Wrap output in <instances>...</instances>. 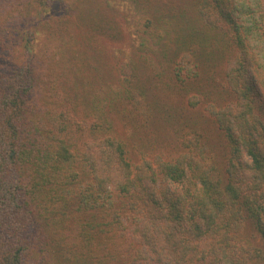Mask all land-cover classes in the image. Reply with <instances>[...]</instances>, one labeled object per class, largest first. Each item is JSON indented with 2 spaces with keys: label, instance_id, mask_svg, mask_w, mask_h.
<instances>
[{
  "label": "trees",
  "instance_id": "trees-1",
  "mask_svg": "<svg viewBox=\"0 0 264 264\" xmlns=\"http://www.w3.org/2000/svg\"><path fill=\"white\" fill-rule=\"evenodd\" d=\"M160 3L0 0V30L14 38L0 39L11 57L0 64V264H264V0ZM49 21L60 39L51 60L78 53L72 30L102 55L124 22L139 43L115 50L116 92L139 128L152 119L153 85L140 71L150 40L178 58L177 81L196 82L218 61L226 93L206 111L222 141L182 122L134 164L77 70L71 98L42 110L39 97L53 95L39 86L35 46Z\"/></svg>",
  "mask_w": 264,
  "mask_h": 264
},
{
  "label": "rangeland",
  "instance_id": "rangeland-1",
  "mask_svg": "<svg viewBox=\"0 0 264 264\" xmlns=\"http://www.w3.org/2000/svg\"><path fill=\"white\" fill-rule=\"evenodd\" d=\"M165 2L166 0H161L160 4L167 6ZM140 10L139 14L133 12L136 18L144 14L142 9ZM44 22H46V19ZM47 24L46 33L44 32L40 39L36 41L35 46L38 55V58H35V64L38 71L41 74L43 73V79L47 80L46 83L40 80L39 86L48 88L53 95L51 98L47 96L39 97L36 105L42 106V110L51 108L54 104V97L63 96L66 92H69V97L73 95V81H78V78L74 76L75 70H77L76 73L80 77L81 75L84 77V83L82 82L80 90L87 85L92 88L87 91V94L95 96V101L99 103L98 106L95 102L98 107L108 110L114 130L126 142L130 159L134 164H140L143 159H152V156L159 152L160 146L165 148L164 140H166L169 133L168 129L173 131L174 128L181 126L182 122L195 126L212 145L222 141L206 111L208 102L216 101L218 100L216 98L223 97L226 93L222 81V66L218 64V61L215 65L208 67L207 72H202L199 69L202 74L200 73L198 79L196 78V82L189 83L187 78L186 81L180 79L177 81L172 69L177 65L176 60L178 58L169 55L171 61H168L164 58V55L160 54L155 44L151 47L153 42L150 40L149 47L152 51H141L142 54L145 53L149 62H146V65L141 62L140 71L142 77L148 78L153 85L152 89H148L149 101L152 104V119L147 127L144 128L140 125L139 128L136 127V124H132L134 119L128 114V111L122 109L118 92H116L119 88L117 80L119 69L116 72V67H119L120 64L116 62L115 50L118 47H124L134 51L133 47L138 48L139 43L137 40L133 46L124 22H119L122 30V36L119 39L107 38L102 40V55H100V52L94 55V51L99 50L98 46H95L94 43L85 44L84 41L76 37L78 32L72 30V40L69 41V45H72L73 49L76 47L78 53L74 54L73 51V55L63 56L60 52L59 57L54 60L50 58L57 51L56 46L59 45L60 39H56V25L51 21ZM0 34L2 35L0 38L2 43L10 44L14 39L10 35H6L4 31L0 30ZM79 54L83 59H88V65H84L86 60L78 62L77 56ZM10 59V55L3 56L0 53L1 65H7ZM185 77V69H182L180 78ZM50 78L51 80H49ZM50 82L53 84V88ZM185 86H188L189 89H186ZM188 95L199 96V102L195 107L188 104ZM248 232L251 233L252 229L249 228ZM256 240H259L258 236Z\"/></svg>",
  "mask_w": 264,
  "mask_h": 264
}]
</instances>
